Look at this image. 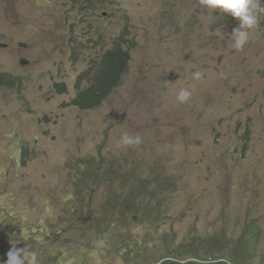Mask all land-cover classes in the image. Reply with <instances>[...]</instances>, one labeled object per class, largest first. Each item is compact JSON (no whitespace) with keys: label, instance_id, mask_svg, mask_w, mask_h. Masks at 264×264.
<instances>
[{"label":"rangeland","instance_id":"rangeland-1","mask_svg":"<svg viewBox=\"0 0 264 264\" xmlns=\"http://www.w3.org/2000/svg\"><path fill=\"white\" fill-rule=\"evenodd\" d=\"M238 26L199 0H0V74L16 84L0 88V264L13 241L40 264H157L181 244L214 258L219 242L264 264V14L242 51ZM126 42L120 87L97 109L69 106ZM124 133L141 144L117 147ZM104 155L119 173L83 176ZM131 171L152 190L163 180L156 225L106 206L138 184Z\"/></svg>","mask_w":264,"mask_h":264},{"label":"trees","instance_id":"trees-1","mask_svg":"<svg viewBox=\"0 0 264 264\" xmlns=\"http://www.w3.org/2000/svg\"><path fill=\"white\" fill-rule=\"evenodd\" d=\"M130 62L129 52L125 47L120 44L113 50L109 51L100 62V65L94 75L93 82L90 87L81 90L76 98L69 103V106L78 107L83 111L94 110L99 108L103 102L113 93L123 79V76L128 70ZM15 79L9 74H0V88L3 86H13ZM103 155L102 153L100 154ZM23 165H27L26 159L23 158ZM103 171L105 172V179L108 176L116 174V170L112 165H108L104 161H97L96 159H89L86 161V167L83 171V176L89 177L90 175ZM89 184V183H85ZM127 185V183H125ZM165 185L169 187V183ZM155 197H163V180L160 181L156 190H152L146 184V179L141 178L136 186H132L128 193L111 194L106 206H109V211L113 212V216L118 220H138L143 224L156 225L160 217V202L155 203ZM155 206V207H153ZM165 208H163L164 214ZM108 218H103L98 224L102 227L103 235L110 232ZM249 248L253 251V256H256L257 242L246 241ZM110 244H113L111 242ZM220 242L214 247L218 250L216 257H202L200 251H194L190 246L184 244L178 246H167L166 252L169 257L161 260L157 264H239L238 258L245 259L246 249L240 253H232L222 255L225 251ZM116 248L124 249L122 243L115 244ZM190 251L194 253L193 257L190 256Z\"/></svg>","mask_w":264,"mask_h":264},{"label":"clouds","instance_id":"clouds-1","mask_svg":"<svg viewBox=\"0 0 264 264\" xmlns=\"http://www.w3.org/2000/svg\"><path fill=\"white\" fill-rule=\"evenodd\" d=\"M199 4L202 8H205L209 11H213V12L219 11V13L221 14L228 13L231 14L232 17L238 19L239 26L236 27L231 34V38H232L231 47L236 51L243 50L245 45L249 42L252 32L258 26L259 14H264V7L261 6L262 4H264V0H199ZM126 19L130 20V18H126ZM120 44L122 43H117L109 51L113 50L115 47H117ZM122 45L125 47V49L129 52L130 55V62L128 67L129 70L130 64L132 62V52H131L132 49L129 46L128 42L123 43ZM6 47H8V45H6ZM109 51H107L104 54V56ZM127 72L125 73V75L127 74ZM125 75L123 76V79ZM201 75L202 74L199 71H196L193 73V78L199 80L201 78ZM120 85L117 88H119ZM117 88H115L114 90H116ZM191 95L192 93L188 89L181 88L176 95V100L179 104H184L189 101ZM141 142H142L141 137L139 135H130L128 133H124L121 135L117 143V147L127 148V147L139 146ZM113 158L114 157L110 158L104 155L102 158H94V159H96L97 161H104L108 165H112L117 172L116 174L113 175H117L119 171L115 167ZM130 175L133 177V179H136L137 183L140 182L141 178L134 177V172L131 171ZM99 230H102V227H99L98 231ZM109 233L110 232H107L106 234ZM15 243L16 241H13V247L7 253L8 259L6 261V264H40V259L36 251H31L30 248H18L15 246ZM103 243H104L103 241L95 242L96 247L98 248L103 247Z\"/></svg>","mask_w":264,"mask_h":264},{"label":"water","instance_id":"water-1","mask_svg":"<svg viewBox=\"0 0 264 264\" xmlns=\"http://www.w3.org/2000/svg\"><path fill=\"white\" fill-rule=\"evenodd\" d=\"M20 46H21V47H27V45H26V44H23V43H21ZM0 48H6V45L0 43ZM25 63H27V62H25Z\"/></svg>","mask_w":264,"mask_h":264}]
</instances>
